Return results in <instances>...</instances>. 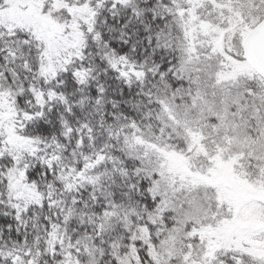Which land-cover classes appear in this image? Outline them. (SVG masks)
I'll return each instance as SVG.
<instances>
[{"label": "snow or ice", "instance_id": "1", "mask_svg": "<svg viewBox=\"0 0 264 264\" xmlns=\"http://www.w3.org/2000/svg\"><path fill=\"white\" fill-rule=\"evenodd\" d=\"M0 264H264V0H0Z\"/></svg>", "mask_w": 264, "mask_h": 264}]
</instances>
